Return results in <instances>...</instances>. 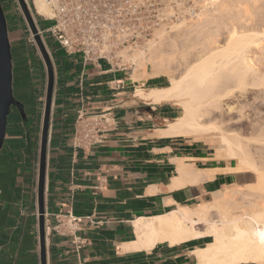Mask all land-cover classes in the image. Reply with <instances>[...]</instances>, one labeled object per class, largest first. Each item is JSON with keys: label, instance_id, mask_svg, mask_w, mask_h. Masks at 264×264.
<instances>
[{"label": "crops", "instance_id": "crops-1", "mask_svg": "<svg viewBox=\"0 0 264 264\" xmlns=\"http://www.w3.org/2000/svg\"><path fill=\"white\" fill-rule=\"evenodd\" d=\"M53 54L55 86L45 191L47 264H197L193 253L211 238L177 246L160 243L150 251L123 247L137 239L136 220L179 207L195 209L226 187L245 185L248 172H231L236 162L217 160L208 139L161 135L167 121L179 116V108L136 98L142 84L133 81L131 73H110L105 63L97 69L57 44ZM117 81L122 82L121 89H111L109 84ZM164 86L162 79L147 82V88ZM82 109L115 124L92 148L73 146ZM26 124L20 121L16 134H6L9 145L0 156V264H41L40 157L39 149L29 157ZM179 160L197 171L216 172L210 179L172 189L180 178Z\"/></svg>", "mask_w": 264, "mask_h": 264}, {"label": "bare ground", "instance_id": "bare-ground-1", "mask_svg": "<svg viewBox=\"0 0 264 264\" xmlns=\"http://www.w3.org/2000/svg\"><path fill=\"white\" fill-rule=\"evenodd\" d=\"M208 1L212 9L202 6L197 20H183L172 32L156 30L146 50L134 51L131 62L144 71L131 73L142 84L134 96L149 104L177 106L179 116L167 121L161 135L214 141L216 159L235 161L231 172H252L256 182L246 189L226 187L195 209L179 207L136 220L137 239L123 250L150 251L160 243L177 246L211 238L193 253L197 264H264V162L256 157L264 153V110L258 102L264 98V71L254 59L257 52L264 53V13L260 0ZM34 3L39 15L52 17L43 0ZM162 78L167 85L147 88L149 80ZM183 161H178L180 178L172 189L210 179L216 172L197 171Z\"/></svg>", "mask_w": 264, "mask_h": 264}, {"label": "built area", "instance_id": "built-area-1", "mask_svg": "<svg viewBox=\"0 0 264 264\" xmlns=\"http://www.w3.org/2000/svg\"><path fill=\"white\" fill-rule=\"evenodd\" d=\"M34 1L25 0L38 17L52 23L45 29L38 26L41 35L46 34L67 54L78 55L97 69L107 64L110 73H131L135 65L128 57L145 47L156 30L180 17L179 12H166L165 0H43L52 13L47 18L37 13ZM122 85L117 81L109 87L119 90ZM113 125L104 115L80 110L73 146L86 149L101 144L103 134Z\"/></svg>", "mask_w": 264, "mask_h": 264}, {"label": "rangeland", "instance_id": "rangeland-1", "mask_svg": "<svg viewBox=\"0 0 264 264\" xmlns=\"http://www.w3.org/2000/svg\"><path fill=\"white\" fill-rule=\"evenodd\" d=\"M222 2H224V0H222ZM238 4L239 3H237V5ZM210 5L211 4L208 0H204V2L203 0H165L166 12H179L180 17L177 20L162 26L158 30L166 28L167 32H172V27L180 24L183 20L188 22L195 21L197 20L196 15H199L201 12V7H208L210 8L209 10H211L212 6L210 7ZM259 5H262L261 11L264 13V0H260ZM0 6L6 17L9 41L11 45L13 64V95L15 100L24 106L23 115L19 112H15L14 107L11 108L10 115L8 117L6 134H16L18 132L16 126L19 124V122H26L27 124L25 128L24 140L26 143V149L30 154L29 157H32L34 149H39L38 153L40 151L42 119L48 84L47 65L42 52L40 51L37 40L38 37L40 38V41L42 42L48 54L55 73L53 50L54 47H56V44L46 34L41 35L39 33L38 26L40 25L41 28L45 29L51 26L52 23L45 21L44 18L38 17L34 10L31 9L32 7L30 8L27 5L34 23V28L36 29V32H34V29L24 14L19 0H0ZM238 6L242 7L243 5L239 4ZM154 35L152 39H154ZM223 36H221L219 40L224 41L225 36L224 39ZM261 46L264 47V43H262ZM147 47L148 45H145V47L138 50L143 51L146 50ZM258 53L259 52H257L254 56L258 59H254H256V62L258 61V67L264 71V53L261 52L263 55ZM59 54L61 55L62 51H60ZM132 54L128 57V60L130 61ZM135 69L137 70L135 71ZM147 70L151 71V67H148ZM143 72L144 71L142 69L133 67V71L131 73L142 74ZM162 81L165 83V85H167L166 78H162ZM262 96L264 97V93H262ZM258 102L262 103L261 107H263L264 110V98L260 99ZM180 112L181 111L179 109V114ZM212 143L215 146V142L213 141ZM8 145V142L4 143L2 154ZM255 148H253L254 151L256 150ZM256 157L258 159L260 158L261 161L264 162V153H257ZM246 175V183L245 185H242L245 187V189L246 186L253 185L256 182L255 174L248 172ZM234 189L235 188H232V190ZM211 199L209 201H211ZM212 217H215V214H212ZM200 229L204 230L206 229V226H201Z\"/></svg>", "mask_w": 264, "mask_h": 264}, {"label": "water", "instance_id": "water-1", "mask_svg": "<svg viewBox=\"0 0 264 264\" xmlns=\"http://www.w3.org/2000/svg\"><path fill=\"white\" fill-rule=\"evenodd\" d=\"M24 14L36 32L34 23L25 0H19ZM40 51L46 61L48 84L46 100L42 119V132L39 151V178H38V206H39V239L41 247V264H47L46 228H45V191H46V161L50 134V119L55 86V73L48 54L37 38ZM16 106L19 112L24 114V106L15 100L13 95V64L9 32L5 14L0 6V156L6 139L8 117L10 110Z\"/></svg>", "mask_w": 264, "mask_h": 264}, {"label": "flooded vegetation", "instance_id": "flooded-vegetation-1", "mask_svg": "<svg viewBox=\"0 0 264 264\" xmlns=\"http://www.w3.org/2000/svg\"><path fill=\"white\" fill-rule=\"evenodd\" d=\"M15 109V112H19L18 108L16 106H13ZM20 113V112H19Z\"/></svg>", "mask_w": 264, "mask_h": 264}]
</instances>
